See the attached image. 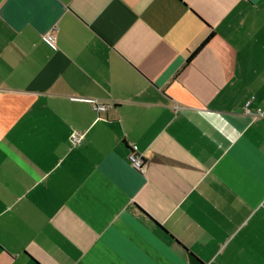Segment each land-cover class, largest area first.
Here are the masks:
<instances>
[{"label": "crops", "instance_id": "obj_1", "mask_svg": "<svg viewBox=\"0 0 264 264\" xmlns=\"http://www.w3.org/2000/svg\"><path fill=\"white\" fill-rule=\"evenodd\" d=\"M192 257L264 264V0H0V264Z\"/></svg>", "mask_w": 264, "mask_h": 264}, {"label": "built area", "instance_id": "obj_2", "mask_svg": "<svg viewBox=\"0 0 264 264\" xmlns=\"http://www.w3.org/2000/svg\"><path fill=\"white\" fill-rule=\"evenodd\" d=\"M45 39L51 46H53V47L56 46V40L57 39H56V35H55L54 31L48 32L45 35ZM92 104H93V108L98 112L107 111L108 109L113 107V104H111V103L110 104L109 103H102V102L97 101V100H93ZM247 113L250 115H253V116L263 115V112L260 109L258 111H256L255 113L253 111H251L250 109H247ZM84 138H85L84 133H81L79 131H73L71 136H70V141H71L73 146H79L82 144ZM129 161L133 165V167H135L138 170H143V168L145 166L144 156L142 154H138L136 151H134L133 153L130 154Z\"/></svg>", "mask_w": 264, "mask_h": 264}, {"label": "water", "instance_id": "obj_3", "mask_svg": "<svg viewBox=\"0 0 264 264\" xmlns=\"http://www.w3.org/2000/svg\"><path fill=\"white\" fill-rule=\"evenodd\" d=\"M191 264H203V263L200 260H198L196 257H192Z\"/></svg>", "mask_w": 264, "mask_h": 264}, {"label": "trees", "instance_id": "obj_4", "mask_svg": "<svg viewBox=\"0 0 264 264\" xmlns=\"http://www.w3.org/2000/svg\"><path fill=\"white\" fill-rule=\"evenodd\" d=\"M208 40H209V38L206 41H208Z\"/></svg>", "mask_w": 264, "mask_h": 264}]
</instances>
